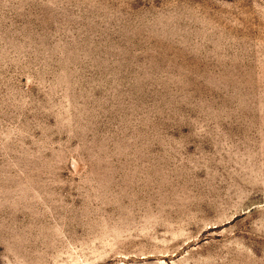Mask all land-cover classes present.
<instances>
[{
	"label": "rangeland",
	"instance_id": "1",
	"mask_svg": "<svg viewBox=\"0 0 264 264\" xmlns=\"http://www.w3.org/2000/svg\"><path fill=\"white\" fill-rule=\"evenodd\" d=\"M0 264H264V0H0Z\"/></svg>",
	"mask_w": 264,
	"mask_h": 264
}]
</instances>
